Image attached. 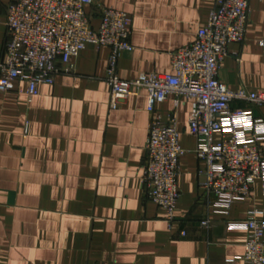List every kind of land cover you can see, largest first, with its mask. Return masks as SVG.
<instances>
[{
    "label": "crops",
    "instance_id": "0c3cea01",
    "mask_svg": "<svg viewBox=\"0 0 264 264\" xmlns=\"http://www.w3.org/2000/svg\"><path fill=\"white\" fill-rule=\"evenodd\" d=\"M16 1L0 0V62L7 9ZM215 4L96 0L87 13L94 30L101 8L130 15L134 50L120 58L118 75L133 81L173 74V54L195 42ZM110 55V48L88 45L71 74L41 86L31 101L25 83L0 93V264H246L239 258L249 234L230 225L254 209L264 217L262 183L250 199L219 210L217 198L200 189L206 164L189 130L193 103L171 96L157 109L164 121L177 117L185 155L169 227L141 183L152 121L147 92L112 110L105 82ZM219 79L231 90L264 92V0L251 1L245 40L229 45ZM258 113L264 120V107Z\"/></svg>",
    "mask_w": 264,
    "mask_h": 264
},
{
    "label": "built area",
    "instance_id": "2783aa9c",
    "mask_svg": "<svg viewBox=\"0 0 264 264\" xmlns=\"http://www.w3.org/2000/svg\"><path fill=\"white\" fill-rule=\"evenodd\" d=\"M251 1L216 0L195 42L173 54V74H142L136 80L124 81L118 75V63L124 53L134 50L129 14L101 8L100 26L94 30L87 9L96 0H17L7 9L0 93L25 83L31 101L41 86L71 74L73 60L88 45L110 48L105 78L110 108L115 110L129 97L147 92L152 121L141 183L147 197L164 213L165 222L171 227L176 221L181 197L180 161L185 155L177 117L172 115L164 121L157 109L171 96L178 103L181 99L193 103L189 130L197 140L195 154L206 164L200 189L217 198L219 210L229 212L235 204L251 198L257 182L264 190V131L259 130L264 129V120L255 117V112L264 107V92L231 90L219 79L229 45L245 40ZM237 116L246 123L238 125ZM226 120L229 131L225 130ZM260 215L254 209L245 220L230 225L249 234L244 256L239 258L246 264H264V217ZM202 226L209 229L210 222H202Z\"/></svg>",
    "mask_w": 264,
    "mask_h": 264
},
{
    "label": "clouds",
    "instance_id": "9594fccd",
    "mask_svg": "<svg viewBox=\"0 0 264 264\" xmlns=\"http://www.w3.org/2000/svg\"><path fill=\"white\" fill-rule=\"evenodd\" d=\"M235 122L239 125V124H242V123H246V121L240 117V116H237L235 117ZM260 131H264V129H259Z\"/></svg>",
    "mask_w": 264,
    "mask_h": 264
},
{
    "label": "snow or ice",
    "instance_id": "6c2138e0",
    "mask_svg": "<svg viewBox=\"0 0 264 264\" xmlns=\"http://www.w3.org/2000/svg\"><path fill=\"white\" fill-rule=\"evenodd\" d=\"M224 124H225V130H226V131H229V129H228V127H227V126H228V121L226 120V121L224 122ZM246 126H248V125L246 124Z\"/></svg>",
    "mask_w": 264,
    "mask_h": 264
},
{
    "label": "water",
    "instance_id": "95a60500",
    "mask_svg": "<svg viewBox=\"0 0 264 264\" xmlns=\"http://www.w3.org/2000/svg\"><path fill=\"white\" fill-rule=\"evenodd\" d=\"M259 113L258 112H255V117H258Z\"/></svg>",
    "mask_w": 264,
    "mask_h": 264
}]
</instances>
